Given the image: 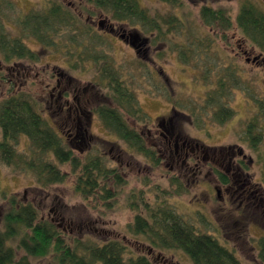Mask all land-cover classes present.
I'll use <instances>...</instances> for the list:
<instances>
[{
  "label": "trees",
  "instance_id": "obj_1",
  "mask_svg": "<svg viewBox=\"0 0 264 264\" xmlns=\"http://www.w3.org/2000/svg\"><path fill=\"white\" fill-rule=\"evenodd\" d=\"M82 1L90 9L85 10L80 1V12H75L63 5L64 0H51L47 7L17 13L12 11L15 5L11 0H0L1 63L9 65L24 60L39 62V54L24 41L31 37L44 49H64L70 68L84 67L83 63L86 62L93 69L92 80L88 88L83 89L79 88V83L74 84L78 80L76 77L58 71L55 75L58 81L53 85V90H57L56 104L51 106L48 98L34 97L30 89H15V81L0 76L7 86L5 96L0 97V163L20 173L32 174L41 188L63 183L72 176L73 190L83 200L91 202L93 206L109 207L113 206L119 189L126 183L121 162L123 154L141 156L146 165L154 169L162 160L158 151L168 152L169 142L155 146L148 144L150 136L147 126L151 118L139 104L138 89L131 86L137 81L132 74L126 73L125 67L116 65L109 54V47L106 50L98 48L96 43L101 42L98 38L106 37L84 21L82 11L85 10L88 19L94 18L97 13L109 14L112 25L98 21V30L106 31L105 34L112 33L114 23L128 25L134 32H119L118 37H128L129 45L135 48L137 54L141 50L146 54L147 47L156 41L169 40L173 31L181 32L185 19V39L181 43L170 39L169 52H175L183 66L199 62L201 71L199 78L197 76L195 79L209 87L202 101L175 98L163 71L148 67L147 61L152 60L150 56L136 61L138 68L141 65L145 67L142 76L150 82L149 85L156 88L162 84L161 92L149 91V94L170 103L173 115L186 112L190 122L195 118V125L200 128L204 124L223 125L234 116L230 103L233 91L242 82L241 73L235 67L222 62L219 64L209 58L216 54L212 52L216 51L217 39L231 48V40L235 37L232 33H236L239 36L234 42L236 48L240 49L245 44L257 51L253 60L263 61L264 6L242 0L231 20L224 7L203 5L198 10L197 24L194 25L192 22L196 20L189 19V13L183 15V19L175 13L160 17L151 14L139 0ZM165 1L177 3V0ZM6 9L16 14L14 18L19 36H13L8 31ZM137 27L150 34L149 38H140ZM200 27L207 28V32H193L194 28L198 30ZM230 32L232 35L229 36ZM104 42L111 46L110 40ZM144 44L146 47L140 50ZM80 70L84 72V69ZM51 77H54L53 72ZM244 88L248 90L246 86ZM88 89L94 95H87ZM53 90L48 91L49 95ZM247 92L253 95L250 89ZM90 99L94 100L95 105L91 104ZM249 99L254 103L255 111L245 123L242 139L250 149L255 150L264 139V97L253 96ZM89 112L96 115L105 131L124 143V149L87 134L86 117ZM173 140L178 143L175 137ZM186 141L180 143L182 148L188 143L196 149H210L206 145L203 147L200 141ZM212 149L213 153L209 152L208 156H204L206 160L202 159L210 164L216 179L224 187L232 183L229 175L231 169L226 165L222 170V164L235 161L241 169H249L239 148L224 147L218 152ZM195 158L197 156L190 153L185 156V163ZM64 165L69 167V171L61 168ZM182 167L180 171L188 174L198 169L193 167L192 171V167H185L186 170H183ZM175 178L171 177V180ZM260 179L264 187V157L260 163ZM254 189H250L248 195L255 196L254 203L257 205L261 195ZM2 199L7 208L2 215L0 228V264H30V257L48 254L53 255L57 264H151L145 255L129 253L118 240L71 237L52 221L39 217L32 203L13 193L2 194ZM140 200L145 212L138 211L137 203H130V208L138 212L133 215L129 231L135 236H142L152 247L179 250L191 264H244L235 249L227 245L226 239L220 240L210 231L198 230L176 213L166 198L155 200L152 204L143 198ZM261 207L264 210V204ZM202 218L209 223L204 214ZM248 243L255 251L257 263L264 264V235L254 240L252 238ZM18 252L22 254L17 257Z\"/></svg>",
  "mask_w": 264,
  "mask_h": 264
},
{
  "label": "rangeland",
  "instance_id": "obj_2",
  "mask_svg": "<svg viewBox=\"0 0 264 264\" xmlns=\"http://www.w3.org/2000/svg\"><path fill=\"white\" fill-rule=\"evenodd\" d=\"M15 7L12 11L25 13L29 10L47 7L51 0H11ZM82 2L85 10L90 6L84 4L82 0H64L63 5L72 11L80 12L79 4ZM242 0H177V3H170L165 0H139L142 6L146 7L151 14H157L160 17L168 16L174 13L183 19V15L189 13V19H197V13L201 6L207 5L213 8L224 7L231 20L234 19L239 3ZM264 6V0H251ZM85 10L82 11V18L90 24L94 31H99L106 38H98L101 42L98 48L106 50L114 58L116 65L126 68V73L132 74L137 83L131 85L138 89L137 98L142 110L151 118L147 128L150 137L148 144L157 145L160 143L168 144V152L158 151L162 157L158 167L151 169L141 156H129L123 154L121 162L123 176L126 183L119 189L117 200L113 206L101 207L87 200H83L73 190V179L70 176L65 182L52 184L46 188H41L35 181V177L30 173H20L11 167L0 163V228L2 226V215L7 205L2 199V194L13 193L19 198L32 203L38 211L41 218L52 221L55 225L64 229L71 237L85 238L90 237L94 240H118L122 242L129 253L133 255L143 254L151 264H191L190 260L179 250H163L152 247L142 236H135L129 231V224L135 212H145L141 200L154 203L160 198H166L167 203L181 215L188 223L197 227L200 231H210L220 238L226 239L227 245L233 247L238 258L244 264H258L255 251L251 249L248 241L257 239L264 235V210L261 205L264 204V187L260 183V163L264 157V139L255 150L248 147L246 141L242 139L243 130L246 121L254 113V103L250 97H264V60H253L257 55L249 46L236 48L235 40L239 37L236 33L231 40V48L226 47L224 43L217 39L214 56L209 57L211 61H217L219 64H230L241 73V86L233 91L232 101L230 103L235 114L223 125L204 124L200 128L195 125V118L190 122L188 114L173 115L170 103L163 98L155 97L149 94V91L161 92L160 87L149 85L143 73L146 70L141 65L138 68L137 59L150 56L151 61L148 67L152 70L161 69L168 78V83L172 87L175 98L202 101L205 92L209 87L204 86L195 78H199L201 67L199 62H190L183 66L178 61L175 52H169V45L172 42H183L185 34L184 26L181 32L177 30L170 34V41H156L150 44L145 54L140 47V53L137 54L135 48L129 45L128 37L121 39L119 32H134L128 25H118L114 23L113 31L105 34L106 31L98 30V21L113 24L109 14L97 13L94 18L88 19ZM15 12L6 9L5 19L10 28L8 31L13 36H19V30L15 25ZM106 16V17H105ZM109 21V22H108ZM14 23V24H13ZM103 23V24H104ZM197 24V20L192 22ZM139 37L145 38L149 35L143 29L137 27ZM207 28L200 27L193 29L197 34H204ZM189 31V30H186ZM234 31V30H233ZM210 33V32H209ZM232 33V34H231ZM211 34V33H210ZM113 37V38H112ZM96 40V39H95ZM105 40L111 41V46H107ZM25 43L41 57L39 62L17 61L9 65L0 62V76L4 79L15 81V89H30L34 97L48 98L49 106L55 103L57 90H53V85L58 81L55 76L58 71L66 75L76 77L75 85L79 88H88V83L92 80L93 69L89 63L84 62V67L72 69L69 67L65 50L44 49L35 39L29 37L24 39ZM213 49V50H214ZM77 66H80L77 64ZM197 67V69L195 68ZM84 69V72L80 69ZM53 72L54 77H51ZM15 74V75H14ZM129 78V77H128ZM0 79V97L6 94V85ZM245 82V83H244ZM72 83V84H73ZM47 86L46 88H44ZM250 89L253 95H248L244 87ZM53 90L52 95L48 91ZM148 91V92H147ZM87 95L92 94L89 89ZM89 98H91L89 96ZM88 99V98H87ZM91 104L95 105L94 100ZM62 103V102H59ZM184 104V102H182ZM197 112H199L197 110ZM88 131L87 134L95 139L106 140L124 149V143L118 140L114 135L105 131L96 117L91 112L87 115ZM171 120V121H170ZM200 121V118H198ZM1 137V135H0ZM174 137L178 143H174ZM194 139L200 141L203 147L196 149L193 145L187 143L182 148L180 144L183 140ZM78 141V140H77ZM187 142V141H186ZM235 146L242 152L243 160L248 165L247 171L241 169L235 161H227L222 164V170L226 165L229 167L231 182L224 187L216 179L211 170L210 164L204 162V156L213 153V149L218 150L224 147ZM158 150V149H157ZM213 150V151H212ZM175 152V154L173 153ZM177 152V153H176ZM197 156L195 160H187L188 154ZM204 158V159H202ZM211 159V158H209ZM206 160V159H205ZM209 162V160H208ZM210 163V162H209ZM182 164V165H181ZM186 168L198 167L191 173L180 171ZM63 170L69 171V167L64 165ZM186 170V169H185ZM189 171V170H188ZM193 171V170H192ZM176 180H171V177ZM177 181V183H172ZM179 188V189H178ZM255 188V189H254ZM250 189L257 190L254 193L261 195L259 204L254 203V197L248 195ZM166 191V192H165ZM169 192V193H168ZM131 201V202H130ZM143 201V202H144ZM258 202V201H257ZM130 203L138 204V211L130 208ZM203 214L209 223L203 220ZM22 253L18 252L17 257ZM30 264H57L53 255L48 254L43 257H30Z\"/></svg>",
  "mask_w": 264,
  "mask_h": 264
}]
</instances>
